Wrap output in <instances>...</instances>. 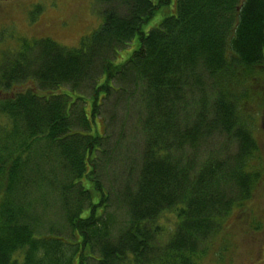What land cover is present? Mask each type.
Returning a JSON list of instances; mask_svg holds the SVG:
<instances>
[{
  "label": "trees",
  "instance_id": "trees-1",
  "mask_svg": "<svg viewBox=\"0 0 264 264\" xmlns=\"http://www.w3.org/2000/svg\"><path fill=\"white\" fill-rule=\"evenodd\" d=\"M96 2L105 6L103 22L78 48L35 42L55 47L32 75L50 95L29 91L2 101L17 135L0 144L7 157L0 161V264H202L261 179L251 165L258 143L241 105L253 99L247 87L264 63V0H177L173 15L147 32L172 0ZM136 38L139 48L115 65ZM31 48L24 43L15 66L9 63L14 73H27ZM62 87L70 93L55 94ZM119 92L142 141L140 165L108 188L101 172L110 158L108 131L100 135L94 125L103 102ZM31 153L58 178L70 238L44 233L32 202L18 200ZM110 201L129 215L117 237Z\"/></svg>",
  "mask_w": 264,
  "mask_h": 264
},
{
  "label": "rangeland",
  "instance_id": "rangeland-1",
  "mask_svg": "<svg viewBox=\"0 0 264 264\" xmlns=\"http://www.w3.org/2000/svg\"><path fill=\"white\" fill-rule=\"evenodd\" d=\"M176 1L172 0L169 7L161 10L146 24L144 31H150L159 26L164 18L173 15ZM104 7L96 0H0V93L8 94L0 96V144L1 141L4 143L17 135V131L12 129L10 118L1 112L4 107L2 101L11 96L3 87L10 83L3 82L1 76L8 74L14 78L12 82L16 84V90L12 93L25 94L31 91L40 97L50 95L33 83L32 75L35 71H41L45 62L54 55L55 47L49 46L51 50L48 46L40 44L35 47V42L49 39L66 49L78 48L82 38L93 33L102 24ZM26 42L32 46L27 52L24 62L26 64L23 63L24 72L27 73L19 75L12 71L9 61L14 60ZM139 45L136 38L130 46L120 52L113 61L114 64L127 62ZM250 85L247 89L253 93V99L242 100L241 106L245 112L244 118L250 120L253 135L258 143L259 151L255 153L251 165L261 173V179L252 199L242 208H237L229 218L226 231L213 242L215 247L209 251L202 264H264V63L259 78L254 82L252 80ZM64 91L70 93V89L66 87L54 92L60 94ZM123 98L121 92L113 93L103 102L94 125V130L97 129L100 135L108 131L106 150L111 159L108 158L101 171L104 184L108 188L112 184V178L116 182L119 180L121 184L128 180L127 177L132 172V175H135L140 165L142 141L133 131L131 122H126V103ZM91 109L92 102L87 100L85 110L89 118ZM94 130L91 133L93 135L96 134ZM38 145L44 147L45 142L41 141ZM30 155L26 165L24 164L28 169V177L23 185L17 187L22 190L18 200L27 199L32 202L31 214L39 220L44 233L51 229L70 238L72 231L68 224H64L66 220L57 204L59 196L56 192L60 187L54 180L56 177L48 175L49 171H46L41 156L33 153ZM3 158L7 157L0 154V161ZM30 164L31 166H28ZM21 172L23 173V170ZM56 180L58 182V178ZM109 205L111 229L114 237H117L127 227L129 215L115 201H110ZM169 222H173L172 217ZM256 226L261 228L256 229Z\"/></svg>",
  "mask_w": 264,
  "mask_h": 264
},
{
  "label": "flooded vegetation",
  "instance_id": "flooded-vegetation-1",
  "mask_svg": "<svg viewBox=\"0 0 264 264\" xmlns=\"http://www.w3.org/2000/svg\"><path fill=\"white\" fill-rule=\"evenodd\" d=\"M9 63H11L12 66H15V60H12V61L10 60ZM2 76H3V75H2ZM2 81H3V80H2ZM3 82H6V81H3ZM15 85H16L15 83H10V87H9L8 84H6V85L3 86L4 89H7V90L9 91V94H11V96L9 95V96H7V98H9V97H13V96H16V95H17V93H12L13 90H16V89L14 88ZM18 94H19V93H18ZM4 95H8V94H6L5 92L0 93V96H4ZM7 98H6V99H7Z\"/></svg>",
  "mask_w": 264,
  "mask_h": 264
}]
</instances>
